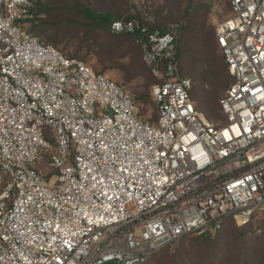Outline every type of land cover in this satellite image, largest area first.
<instances>
[{
	"label": "built area",
	"instance_id": "obj_1",
	"mask_svg": "<svg viewBox=\"0 0 264 264\" xmlns=\"http://www.w3.org/2000/svg\"><path fill=\"white\" fill-rule=\"evenodd\" d=\"M45 1L0 0V264H146L264 212V0H207L232 76L217 122L179 74L186 21L111 24L155 79L152 121L127 84L25 25Z\"/></svg>",
	"mask_w": 264,
	"mask_h": 264
},
{
	"label": "rangeland",
	"instance_id": "obj_2",
	"mask_svg": "<svg viewBox=\"0 0 264 264\" xmlns=\"http://www.w3.org/2000/svg\"><path fill=\"white\" fill-rule=\"evenodd\" d=\"M50 4H46V18L43 21H33L32 19L24 22L33 33L39 34L46 41L52 42L67 54H78L85 57V61L97 70L108 73L118 82L127 84L135 96L136 101L140 105L141 115L143 119H151L154 121L157 117L155 104L150 96V86L155 81L149 69H144V65L140 62V49L133 44L125 36L118 38L111 36L104 29H92L90 24L94 21L90 20L86 12L80 7V4L94 9L95 12L105 11L108 6L111 9L126 11V4H135V12H141L146 18H153L156 21L166 25L174 20L182 18L185 15L186 8L193 6L198 9V21L205 24L207 34L211 31L216 33L215 14L210 10L203 9L208 4L207 0H50ZM131 11V10H130ZM227 13V11L225 12ZM195 38H197L195 36ZM215 41V42H214ZM216 43V37L212 42L208 43L207 48L213 47ZM214 49V48H213ZM189 48L185 45L179 49V74L186 76L187 70L191 68L198 69L202 67V54L196 45L193 52L188 53ZM215 57H223L219 46H215L213 50H207ZM198 52V53H194ZM143 58V56H141ZM145 62V61H144ZM146 64V63H144ZM147 65V64H146ZM131 72V74H129ZM190 78H192L190 76ZM224 80L218 79L215 83L213 78L211 84H202L201 81H194V87L191 91L193 101L205 113L206 117L214 122L222 119L220 106H216L212 102L211 94L208 90L217 92L216 89L222 86ZM230 83V82H229ZM219 91L222 97L228 88V85ZM230 85V84H229ZM210 93V91H209ZM220 97V98H221ZM97 115L100 113V105H95ZM107 112L111 113V110ZM49 139L53 140L48 136ZM55 143V142H53ZM75 145L71 144V156L74 158ZM59 172V171H58ZM51 171L46 176L47 180L58 173ZM255 234L264 237V212L256 210L254 213ZM262 229L261 233L257 231ZM187 245V244H186ZM170 252L176 250V246L169 249Z\"/></svg>",
	"mask_w": 264,
	"mask_h": 264
},
{
	"label": "trees",
	"instance_id": "obj_3",
	"mask_svg": "<svg viewBox=\"0 0 264 264\" xmlns=\"http://www.w3.org/2000/svg\"><path fill=\"white\" fill-rule=\"evenodd\" d=\"M50 0H46L43 3H38L39 13H47V5L50 4ZM133 1V0H132ZM128 8L126 11H120L111 9L108 6L106 10L101 12H95L94 9H90L83 4H80V7L83 11L86 12V15L90 20L94 21L90 24L92 29H104L111 36H117L121 38L123 36L126 39H129L136 45L141 53V47L136 42V37L133 35H114L111 33V24L114 20L117 19H131V18H140L144 25L150 29L156 28H166L168 24L164 25L155 19L146 18L141 15V12L134 10V13H131L133 9V4H126ZM203 9L210 10V4H208ZM199 10L193 6L186 8L185 15L182 18L174 21H186V24L182 25V29L178 34V61L183 56H180L179 49L185 45L189 48L188 53L193 52L195 45L196 49L201 51L198 53L202 54V67L198 66V69L191 68L187 70L186 76L192 77L194 81H201L203 85L209 83L211 84L213 78L215 83L218 79L224 80L221 87H219L217 92L208 90V94H211L212 102L216 106L219 105L220 93L219 91L231 83L232 76L229 73L227 64L223 57H215L210 54L207 50L215 49V46H218L217 37L215 31H211L210 34H207L205 30V24L198 21ZM43 21V19H42ZM173 22V21H172ZM171 23V22H170ZM195 36L197 38H195ZM216 37V45L211 48H207L208 43L212 42ZM215 42V41H214ZM214 48V49H213ZM78 56V54H72ZM142 54L139 59L142 61ZM82 59L85 57L81 56ZM144 65V69H149V67L141 62ZM149 72L150 69H149ZM131 74V72H129ZM152 74V73H151ZM230 82V83H229ZM210 91V93H209ZM254 222L239 226L233 219V217L228 216L223 220V228L216 235H202V236H185L180 241L175 243L176 250L170 252V247L165 248L158 253H156L149 262L146 264H264V237L255 234ZM187 244V245H186Z\"/></svg>",
	"mask_w": 264,
	"mask_h": 264
},
{
	"label": "crops",
	"instance_id": "obj_4",
	"mask_svg": "<svg viewBox=\"0 0 264 264\" xmlns=\"http://www.w3.org/2000/svg\"><path fill=\"white\" fill-rule=\"evenodd\" d=\"M133 9H131V13H134V10H135V8H136V5L135 4H133ZM216 16H218V15H220L219 13L218 14H215ZM216 18V17H215Z\"/></svg>",
	"mask_w": 264,
	"mask_h": 264
},
{
	"label": "snow or ice",
	"instance_id": "obj_5",
	"mask_svg": "<svg viewBox=\"0 0 264 264\" xmlns=\"http://www.w3.org/2000/svg\"><path fill=\"white\" fill-rule=\"evenodd\" d=\"M193 139H195V137H193ZM248 179H251V177H249ZM240 183H243V181H241Z\"/></svg>",
	"mask_w": 264,
	"mask_h": 264
}]
</instances>
